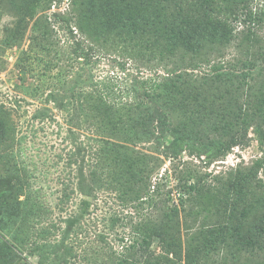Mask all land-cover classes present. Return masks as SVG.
Listing matches in <instances>:
<instances>
[{
    "label": "trees",
    "instance_id": "16d2710c",
    "mask_svg": "<svg viewBox=\"0 0 264 264\" xmlns=\"http://www.w3.org/2000/svg\"><path fill=\"white\" fill-rule=\"evenodd\" d=\"M52 1L21 0L15 10L33 19L38 11L49 10ZM256 2L264 0H91L90 4L72 0V9L77 5L82 10L76 18L54 16V22L64 23L74 58H87L85 49L90 45L84 44L89 41L109 45L128 59L153 63V70L162 71L156 78L131 80L125 102H114L108 86L92 82L73 98V108L92 132L90 180L96 188L118 193L121 205L130 204L136 214L144 206L156 208L160 186L152 179L162 160L174 161L185 153L209 166L233 147L246 145L250 130L263 150L250 166L218 178L212 187L191 175L179 180V204L160 202L159 210L131 224V236L120 255L111 252L103 259L97 251L94 264H264V181L259 178L264 176V82L258 87L250 84L256 75L264 76V43L249 32L241 42L240 58L225 63L210 59L235 40L237 24L252 17ZM43 19L38 16L31 30L39 60L51 72L60 55L51 23L46 18L44 24ZM211 62L208 73L192 74L200 64ZM6 122L0 116V151L5 153L8 148L1 145L12 135ZM10 157L11 153L0 164L15 182L6 186L8 182L0 178V264H24L17 252L21 241L13 228L16 216L23 230L41 223L50 210L36 197L28 172ZM204 193L212 203L203 223L186 237L183 258L172 261L165 255L172 247L179 249L172 235L180 213ZM154 241L158 252L151 249ZM224 253L231 257L229 262L219 261Z\"/></svg>",
    "mask_w": 264,
    "mask_h": 264
},
{
    "label": "rangeland",
    "instance_id": "374dc122",
    "mask_svg": "<svg viewBox=\"0 0 264 264\" xmlns=\"http://www.w3.org/2000/svg\"><path fill=\"white\" fill-rule=\"evenodd\" d=\"M85 2L90 4L91 0ZM20 3L21 0H0V116L12 127L10 142L1 145L8 150L6 153L0 151V164L11 153L8 160H12L13 155L16 167L28 172L36 197L47 211L50 210L43 215L41 223L33 222L23 230H20L16 216L13 228L20 233V245L6 234L2 236L14 246L19 245L18 257L24 264H91L97 251L103 254V259L111 252L120 255L123 244L131 236V224L139 222L142 215L159 210L160 202L179 204V180L191 175L206 188L212 187L218 178L250 166L263 156L257 138L250 130L246 145L233 147L226 157L209 166L185 153L174 161L162 160L158 175L152 179L153 184L160 186V201L156 208L144 206L136 214L130 204L121 205L118 193L105 187L96 188L90 180L92 132L74 109L73 98L78 91L88 90L87 84L92 82L98 87L108 86L114 102H125L131 80L156 78L162 71L153 70V63L146 65L145 60L128 59L109 45L89 41L84 44L90 45L85 49L87 58H74L64 23L61 20L54 22V16L74 19L82 10L77 5L72 9V0H54L49 10L38 11L33 19H29L17 15L15 7ZM254 5L252 17L245 16L246 23L237 24L235 40L221 54L211 57V61L225 63L240 58L241 42L249 32L264 43V3ZM41 14L44 24L48 18L58 42L60 56L53 61L55 67L51 72L45 71L33 43L31 27ZM212 63L200 64L191 72L194 76L206 74ZM255 77L250 84L258 87L264 82V76ZM0 178L8 182L6 186L15 185L1 165ZM259 178L264 181L262 174ZM207 194L184 205L172 235L179 249L172 247L165 255L170 260L183 258L186 237L203 223L205 209L212 203ZM23 199L24 196H20L19 200ZM31 226L36 231L32 232ZM151 249L158 252L157 241L152 243ZM223 255L219 261L231 260L228 254Z\"/></svg>",
    "mask_w": 264,
    "mask_h": 264
}]
</instances>
